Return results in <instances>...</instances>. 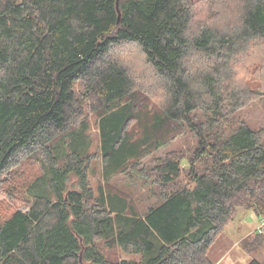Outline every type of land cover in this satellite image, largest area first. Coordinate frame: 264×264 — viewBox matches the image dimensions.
Here are the masks:
<instances>
[{
    "label": "trees",
    "instance_id": "obj_1",
    "mask_svg": "<svg viewBox=\"0 0 264 264\" xmlns=\"http://www.w3.org/2000/svg\"><path fill=\"white\" fill-rule=\"evenodd\" d=\"M191 1L0 0V186L36 153L51 174L31 186L47 180L27 211L0 217V264H214L208 253L238 208L264 219V137L244 122L224 128L243 99L228 89L236 60L264 41V0H240L233 30L194 33ZM125 44L153 68L163 107L152 108L111 57ZM191 58L208 66L188 69ZM86 106L101 124L105 184L144 167L181 131L196 137L191 158L159 159L154 184L169 192L142 214L119 191H93L80 144L57 157L58 138L75 133ZM103 248L136 259L111 260Z\"/></svg>",
    "mask_w": 264,
    "mask_h": 264
},
{
    "label": "rangeland",
    "instance_id": "obj_2",
    "mask_svg": "<svg viewBox=\"0 0 264 264\" xmlns=\"http://www.w3.org/2000/svg\"><path fill=\"white\" fill-rule=\"evenodd\" d=\"M191 2H193V20L190 29L193 33L202 26L214 27L227 32L235 29L239 24L237 8H240V0H192ZM111 52V57L116 58L128 69L140 96L147 98L152 108L163 107L165 95L162 83L153 68L147 64L141 49L131 44H125L113 47ZM203 63H205L204 59L199 61V58L195 60L191 58L186 65L188 69H191L193 65L200 67L203 71L206 69V65L208 66V62L201 66ZM231 87L242 92L243 99L238 104L240 105L238 113L229 112L228 118L224 119V128L234 127L240 122H244L264 137V41L252 42L249 49L237 58L234 76L228 82V89ZM85 109L84 118L72 126L74 129L77 128L75 133H64L58 138L59 145H55L57 157L61 159L68 152L78 151L76 146L80 144L82 147L79 153L87 154L90 158L88 178L93 191L99 185H105V189L108 191H119L127 195L135 204L138 212L142 214L161 200L162 191L165 190L154 184L156 172L153 171V168L159 159L168 155H171L172 159L191 158L197 144L196 137L191 134L189 129L181 131L179 136L166 148L148 158L144 167L140 165L138 170L117 175L111 182L105 184L101 124L94 111H91L88 106ZM135 123L131 121L129 129H132ZM74 134H77L75 138ZM43 158L42 153L24 156L19 164L5 176V180L0 186L1 218L9 217L14 210L27 211L32 195L44 194L47 190V180L44 179L39 181L37 187L30 192L31 186L45 173L51 176L48 164ZM141 169L142 171H140ZM146 177L147 180H145ZM186 181L187 179L182 176L179 184H185ZM165 192H169V189H166ZM262 220L263 218L258 217L253 211L238 208L229 225L211 247L208 253L210 260L214 264H249L255 258L264 261V245L261 247L257 245L259 240L264 239ZM256 232H260V236H256ZM244 241L255 252H247L244 248ZM102 250L111 260L136 259L135 256L126 254L119 249L103 248Z\"/></svg>",
    "mask_w": 264,
    "mask_h": 264
},
{
    "label": "built area",
    "instance_id": "obj_3",
    "mask_svg": "<svg viewBox=\"0 0 264 264\" xmlns=\"http://www.w3.org/2000/svg\"><path fill=\"white\" fill-rule=\"evenodd\" d=\"M262 228L264 227V219L262 220V226H261Z\"/></svg>",
    "mask_w": 264,
    "mask_h": 264
},
{
    "label": "water",
    "instance_id": "obj_4",
    "mask_svg": "<svg viewBox=\"0 0 264 264\" xmlns=\"http://www.w3.org/2000/svg\"><path fill=\"white\" fill-rule=\"evenodd\" d=\"M117 7H119V1L117 2ZM119 17H120V14H119Z\"/></svg>",
    "mask_w": 264,
    "mask_h": 264
}]
</instances>
